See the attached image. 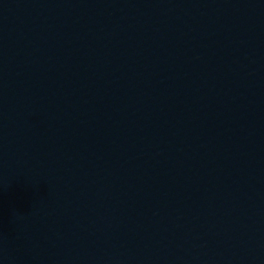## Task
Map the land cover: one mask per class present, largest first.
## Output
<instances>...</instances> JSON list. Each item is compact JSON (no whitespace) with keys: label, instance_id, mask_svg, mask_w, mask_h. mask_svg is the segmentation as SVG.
Returning <instances> with one entry per match:
<instances>
[{"label":"water","instance_id":"95a60500","mask_svg":"<svg viewBox=\"0 0 264 264\" xmlns=\"http://www.w3.org/2000/svg\"><path fill=\"white\" fill-rule=\"evenodd\" d=\"M0 264H264V0H130L0 97Z\"/></svg>","mask_w":264,"mask_h":264}]
</instances>
